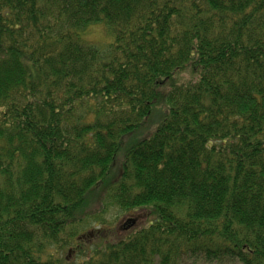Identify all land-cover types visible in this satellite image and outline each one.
<instances>
[{
	"label": "trees",
	"instance_id": "16d2710c",
	"mask_svg": "<svg viewBox=\"0 0 264 264\" xmlns=\"http://www.w3.org/2000/svg\"><path fill=\"white\" fill-rule=\"evenodd\" d=\"M189 259L264 264V0H0V264Z\"/></svg>",
	"mask_w": 264,
	"mask_h": 264
},
{
	"label": "rangeland",
	"instance_id": "374dc122",
	"mask_svg": "<svg viewBox=\"0 0 264 264\" xmlns=\"http://www.w3.org/2000/svg\"><path fill=\"white\" fill-rule=\"evenodd\" d=\"M80 38L83 42L94 44L95 46L102 48L108 43H110L113 38L111 35L107 34L105 26L103 23L90 24L86 30L80 33ZM94 202V201H90ZM93 205V203H92ZM89 209H92L91 207ZM99 220L88 219L87 224L84 226H79L77 228V236L81 234H87L88 232L98 231L99 234L105 233V228L109 227L114 235L123 236L127 230H132L136 227L145 225L150 219V213L145 209L129 210L123 211L112 203L107 205V208L99 216ZM128 219H132L133 223L131 228H124V225ZM100 232V233H99ZM95 233H93L94 235ZM88 242V241H87ZM90 242V241H89ZM67 251H65L66 254ZM64 255V252H63ZM181 264H210L202 261H193L191 259L183 261ZM228 264V263H223Z\"/></svg>",
	"mask_w": 264,
	"mask_h": 264
}]
</instances>
